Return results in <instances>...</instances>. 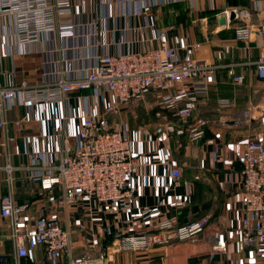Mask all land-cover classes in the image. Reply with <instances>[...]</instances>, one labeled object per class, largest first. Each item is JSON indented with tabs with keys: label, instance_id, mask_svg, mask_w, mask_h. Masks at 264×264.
Masks as SVG:
<instances>
[{
	"label": "crops",
	"instance_id": "0c3cea01",
	"mask_svg": "<svg viewBox=\"0 0 264 264\" xmlns=\"http://www.w3.org/2000/svg\"><path fill=\"white\" fill-rule=\"evenodd\" d=\"M50 1L56 5L55 31L42 36L35 47L10 49L9 57L2 61L1 71L16 69L17 82L24 77L32 82L42 81L47 73L58 72L65 62L71 71L89 65L88 57L94 51L89 48L93 37L107 45L111 55L156 48L157 29L167 31L169 44L178 48L180 58L220 66L215 83L208 95L200 99L195 111V116L208 121L204 138L196 144L167 135L164 126L153 118L155 106L150 100L127 105L113 119L131 141L133 153L141 163L135 181L137 195L129 212L100 211L95 206L89 213L83 210L57 212L56 216L71 230L73 239L85 246L75 256L88 251L102 253L124 234L149 231L166 219L182 225L206 218L212 227L238 229L239 157L247 140L264 133V82L257 78L252 64L264 56V37L257 32L259 24L264 22V0ZM111 3L114 5L112 18L107 16V5ZM147 5L150 6L148 20L139 12V8ZM233 11L237 12V17L230 21ZM222 16L224 25L219 24ZM241 25L251 26L256 31L247 50L234 40V28ZM231 65L236 75L244 77L241 87L231 84L228 77ZM1 83H5L3 76ZM220 100L230 103V109L217 113ZM108 102L110 98L102 93L96 97L89 91L80 95L74 93L70 100L72 119L67 125L61 121L65 116L64 106L56 105L36 109L32 123L21 127L20 131L10 126L11 135L20 136L10 146L13 166L21 167L23 154L32 148L58 149L61 133L66 129L73 133L79 124L74 121L81 116L83 108L102 115L103 103ZM23 115L22 108L14 112L15 119ZM69 143L73 145L75 141L71 139ZM4 165V159L0 158V200L7 193ZM172 168L181 170L179 189L170 187ZM196 175H201V179L194 180ZM13 197L17 203L32 204V219L53 211L51 197L38 185L26 182L20 173H15ZM162 199L164 205L159 204ZM142 207L151 210L149 220L143 219ZM7 224L0 217V264H11L16 256L8 239ZM209 232L195 241L170 247L116 254L114 264H262L251 249L239 250L231 237L227 254L208 261ZM21 262L48 264L42 248Z\"/></svg>",
	"mask_w": 264,
	"mask_h": 264
},
{
	"label": "built area",
	"instance_id": "2783aa9c",
	"mask_svg": "<svg viewBox=\"0 0 264 264\" xmlns=\"http://www.w3.org/2000/svg\"><path fill=\"white\" fill-rule=\"evenodd\" d=\"M113 11L114 5L108 4L107 16L112 18ZM149 11V5L139 8L146 20ZM55 19L56 5L50 0H0V158L5 161L2 170L7 186V193L0 200V217L8 222V239L16 252L11 264H22L23 259L39 248L44 250L48 264H114L116 254L146 252L195 241L209 230L208 261L227 254L231 237L239 250L251 249L254 257L264 264V133L247 140L239 157V227L235 231L224 226L212 227L206 218L182 225L166 219L149 231L124 234L102 253L88 251L75 256L85 246L73 239L71 230L56 216L57 212L83 210L89 213L94 206L100 211L129 212L137 195L135 181L141 163L133 153L131 141L113 119L127 105L150 100L155 106L153 118L164 126L167 135L196 144L204 138L208 121L195 116V111L200 99L208 95L215 83L220 66L180 58L178 48L169 44L167 31L157 29L156 48L137 53L111 55L107 45L93 37L89 48L94 51L91 50L88 57L89 65L71 71L65 62L58 72L47 73V78L39 82L25 77L15 81V68L1 71L2 61L9 57L10 49L35 47L42 36L55 31ZM255 32L251 26H237L234 40L247 50ZM257 32L264 37V22L259 24ZM252 64L257 78L264 82V56ZM228 77L233 86L243 85L244 77L234 73L233 65ZM86 91L94 97L102 93L110 98V102L103 103V114L83 108L81 116L74 121L79 124L75 125L73 133L67 129L61 133L58 149L32 148L23 154V165L14 167L10 146L20 136L11 135L10 126L20 131L21 127L32 123L36 109L56 105L64 106L65 116L61 121L67 125L72 119L71 95ZM230 107V103L220 100L216 112ZM17 108L24 110L21 119L14 118ZM71 139L75 144L69 143ZM15 173H20L26 182L38 185L51 197V213L32 219V204L14 200ZM200 179L201 175L194 177V180ZM170 180V187L179 189L181 170L172 168ZM164 203L163 199L159 202ZM141 215L149 220L151 210L142 207Z\"/></svg>",
	"mask_w": 264,
	"mask_h": 264
},
{
	"label": "water",
	"instance_id": "95a60500",
	"mask_svg": "<svg viewBox=\"0 0 264 264\" xmlns=\"http://www.w3.org/2000/svg\"><path fill=\"white\" fill-rule=\"evenodd\" d=\"M236 17H237V12H235V11L231 12L230 21H232ZM219 24L220 25H224L225 24V17L224 16H222V17L219 18Z\"/></svg>",
	"mask_w": 264,
	"mask_h": 264
},
{
	"label": "trees",
	"instance_id": "16d2710c",
	"mask_svg": "<svg viewBox=\"0 0 264 264\" xmlns=\"http://www.w3.org/2000/svg\"><path fill=\"white\" fill-rule=\"evenodd\" d=\"M23 203V202H22Z\"/></svg>",
	"mask_w": 264,
	"mask_h": 264
}]
</instances>
